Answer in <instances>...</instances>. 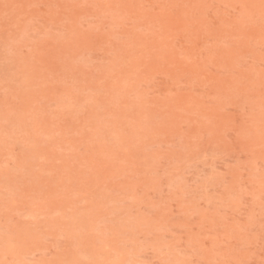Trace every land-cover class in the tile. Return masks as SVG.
I'll return each instance as SVG.
<instances>
[{"label": "rangeland", "instance_id": "374dc122", "mask_svg": "<svg viewBox=\"0 0 264 264\" xmlns=\"http://www.w3.org/2000/svg\"><path fill=\"white\" fill-rule=\"evenodd\" d=\"M0 264H264V0H0Z\"/></svg>", "mask_w": 264, "mask_h": 264}]
</instances>
